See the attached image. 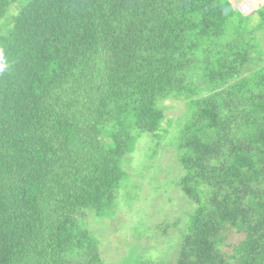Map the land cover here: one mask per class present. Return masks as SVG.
I'll use <instances>...</instances> for the list:
<instances>
[{
    "label": "trees",
    "instance_id": "obj_1",
    "mask_svg": "<svg viewBox=\"0 0 264 264\" xmlns=\"http://www.w3.org/2000/svg\"><path fill=\"white\" fill-rule=\"evenodd\" d=\"M250 18L232 0H0V264H110L91 218L136 197L126 165L159 133L177 142L172 183L193 204L165 264H264V57Z\"/></svg>",
    "mask_w": 264,
    "mask_h": 264
},
{
    "label": "rangeland",
    "instance_id": "obj_2",
    "mask_svg": "<svg viewBox=\"0 0 264 264\" xmlns=\"http://www.w3.org/2000/svg\"><path fill=\"white\" fill-rule=\"evenodd\" d=\"M232 1L237 8L250 14L247 26L255 31L260 17L257 11L264 7V0ZM15 6L14 14L18 11L17 2ZM254 35L264 57V31L257 29ZM169 105V118H180L187 110L183 100L170 101ZM168 123V120L164 122V128ZM159 135L148 134L140 138L126 165L131 181L138 187L136 197L128 200L122 193L112 217L91 218L90 224L100 238V249L107 263L142 264L154 261L165 264L177 260L187 216L192 213L193 204L172 183L182 174L178 165L177 142L166 143ZM156 148L158 152H155ZM166 225L169 226L167 231ZM244 238L243 234L232 232L229 243L236 245ZM226 250L232 252L231 248Z\"/></svg>",
    "mask_w": 264,
    "mask_h": 264
},
{
    "label": "clouds",
    "instance_id": "obj_3",
    "mask_svg": "<svg viewBox=\"0 0 264 264\" xmlns=\"http://www.w3.org/2000/svg\"><path fill=\"white\" fill-rule=\"evenodd\" d=\"M3 66L2 65H0V68H2Z\"/></svg>",
    "mask_w": 264,
    "mask_h": 264
}]
</instances>
